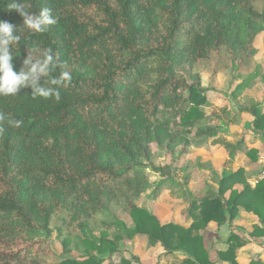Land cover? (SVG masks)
Returning <instances> with one entry per match:
<instances>
[{
  "label": "trees",
  "instance_id": "obj_1",
  "mask_svg": "<svg viewBox=\"0 0 264 264\" xmlns=\"http://www.w3.org/2000/svg\"><path fill=\"white\" fill-rule=\"evenodd\" d=\"M10 2L0 0V20L16 25L21 37L12 45L14 70L22 68L27 51L51 48L58 65L53 75L68 70L72 83L61 88L58 102L34 99L28 87L0 96V264H134L117 256L123 237H108L113 226L160 244L165 254H183L169 264H213L200 230L211 221L231 226L238 208L260 223L249 236H264V179L251 187L242 168L223 170L216 192L189 200L186 227L161 223L134 202L148 183L144 167L174 177L169 165L153 164L143 145L183 139L181 153L208 142L243 146L242 137L234 145L221 139V126L211 122L215 114L202 108L208 88L200 70L214 58L212 72L232 68L238 87L260 76L254 39L264 30V0H22L30 12L52 10L57 23L43 33L24 27L23 17L8 10ZM257 104L238 110L250 113L249 128L264 135ZM9 120L22 124L13 127ZM236 183L243 188H232ZM118 206L129 214L131 229L115 218ZM51 220L63 236L62 257L46 263L54 253L36 236L51 233ZM97 224L99 235L93 233ZM244 243L231 231L217 261L239 264L236 251Z\"/></svg>",
  "mask_w": 264,
  "mask_h": 264
},
{
  "label": "rangeland",
  "instance_id": "obj_2",
  "mask_svg": "<svg viewBox=\"0 0 264 264\" xmlns=\"http://www.w3.org/2000/svg\"><path fill=\"white\" fill-rule=\"evenodd\" d=\"M254 46L256 47L257 52L254 55L253 61L254 64L259 67V71L261 74L260 76H249L250 78L247 79L246 83L242 86H237L238 77L235 76V70L230 67L224 66L216 73H213V69L216 68L213 63L214 58L213 60L208 61L201 66V85L205 88H208V92H210L208 93L210 94V96H208L207 94L206 103L202 106V108L205 111H210V109H212L211 113L213 115L215 114V116L212 117L211 122L219 123L221 120H223L221 121L223 125H225L224 121L227 122V129L225 128L220 131V134H223L225 130L227 131L230 125H239L240 123L242 124V122H240V120L242 119H240L239 115V113H242V111H239L238 107H249L254 103H258L257 109H259L260 113H264V78L262 77L264 75V30L256 35L254 39ZM218 66L220 67V64ZM245 71V68H241V73H243L244 76H246ZM246 78H248V76H246ZM211 98H215L216 101L212 100ZM238 101L239 103H237ZM223 105H225V108H227V106L234 107L235 109H237V114L233 109L228 110L234 112L235 114H225L222 110L224 109ZM248 114L249 119L252 120L251 117L253 116L250 113ZM251 131L253 132V134L255 133L252 129L249 128V124H246L244 127L238 128V131H235L232 136L230 145H233L234 142H237L241 137L243 140L245 139L246 141H248L252 136ZM260 136V143L256 144V141L249 140L248 146L243 145L242 151L232 148L227 150L224 147L227 152L224 162H222L221 164L219 157H216L212 162L216 166L222 165L220 169H223L226 166V169L230 171L231 167H233L231 164L233 163L231 159H234L235 157L237 162L244 161L243 163L246 164L250 173H255L257 170V161L261 155H264V135ZM182 142L183 139H178V141L172 146H167L165 144V140L162 139L161 141H151L147 145H143L144 148L148 149L150 155L152 156V162L154 165H169V170L175 169L177 171L176 174H178L176 178L171 180V183L170 179L164 178L159 172H155L149 167H144V171L148 175V183L142 194L138 198H136L134 202L138 206L146 208L151 214L155 215L161 223H165L168 221L175 222L174 214H172V212H174V209H177L176 207L181 205L180 202L184 201L185 197L188 198L189 195H191V193H189V190H193V193L195 194L199 193L197 197H201L203 191L205 192V190L210 189V187L214 188L215 186H218V178L222 175V170L220 169L217 171V174L215 173L214 165L211 162L209 156L207 157L205 153L206 150L208 151V149L211 148L208 144H202L195 148L191 147L188 152L181 153L180 147ZM218 146L223 147V145ZM258 146H260V149H257ZM250 149H253L251 150L252 155L248 153ZM193 150H196L197 153H199V157L192 160L193 163H195L196 160H199L198 165L195 163L194 166L189 167L188 165L185 168L182 165L180 166V160L183 158V156H185V154L192 153ZM258 152H260V154H258ZM200 153L204 155V158L200 156ZM148 161L149 160H147V158H144L142 156L140 157V162L146 164L148 163ZM186 169H190V171L187 172ZM242 169L244 171V168ZM192 175H194V178L191 177ZM184 177H187V179H185ZM189 182H192L191 189L187 188V184ZM170 184L172 186L171 191L169 190ZM195 194H192V196H194ZM194 197H196V195ZM160 199L163 201V205L160 204ZM158 205H160V207H157ZM173 206L174 208H172ZM114 216L116 219L123 221L128 229H131L133 227V223L130 219L129 214L120 206L115 208ZM180 220L182 221V218H180ZM51 221L52 222L50 223V226L53 227L51 233L46 238L44 233L42 232L37 233L36 236L38 239H46L51 251L54 253V256L47 257L45 259L46 263H54L62 257L61 240L63 236L58 237L54 228L53 220ZM208 224L202 230H200V234L202 235L203 245L206 248L210 259H213L214 255H211L210 252H216L214 244L218 242V240H221V237L218 235V227L222 224H225V222L222 224L215 223L216 228H207ZM100 229L102 228L99 224H97L96 229L93 231V233L95 235H99ZM244 230L247 231L246 229ZM214 232L215 234H213ZM237 232L238 235H240L242 239L245 240V243L240 247H252V250H250L251 255L253 256L252 259L264 260V256H259L260 252L254 251L258 247H264V240L254 239L250 236L246 237L244 236V231L242 232L237 230ZM115 233H120L123 237L117 244V256L131 259L134 264H169L170 262L178 260L183 256L181 252L165 254L160 244L149 245L146 241L145 236H129L126 233L125 228L122 226H113L110 229L106 230V234L109 238L112 237ZM247 242L249 243L246 245ZM236 253L238 252L236 251ZM104 255L106 256V254L104 253L101 255V257H105ZM212 262L213 264H218L217 255L216 258L212 260Z\"/></svg>",
  "mask_w": 264,
  "mask_h": 264
},
{
  "label": "clouds",
  "instance_id": "obj_3",
  "mask_svg": "<svg viewBox=\"0 0 264 264\" xmlns=\"http://www.w3.org/2000/svg\"><path fill=\"white\" fill-rule=\"evenodd\" d=\"M8 10H15L23 17V26L33 33L46 32L57 23L52 10L48 7L40 9L38 13L28 11V7L22 0H12L8 4ZM17 26L5 20H0V96H16L25 87L31 89V96L52 98L55 101L61 99V88H67L72 83V74L68 70L60 71L53 75L57 65V57L51 48L39 51L32 49L27 51V56L22 61V68L14 70L12 63V45L19 44L21 37L16 34ZM46 80L47 86L41 81ZM5 120V114L0 112V123ZM10 126L19 127L20 120H9ZM4 128L0 126V133Z\"/></svg>",
  "mask_w": 264,
  "mask_h": 264
},
{
  "label": "crops",
  "instance_id": "obj_4",
  "mask_svg": "<svg viewBox=\"0 0 264 264\" xmlns=\"http://www.w3.org/2000/svg\"><path fill=\"white\" fill-rule=\"evenodd\" d=\"M243 74V73H242ZM246 74V73H245ZM244 76V75H243ZM240 82V79H238L237 78V84ZM208 93H210V92H208ZM213 94V93H212ZM208 96H210V94H208ZM215 98H217V97H215ZM215 98H211L212 100H214V101H216L215 100ZM213 103V102H212ZM237 103H239V101L237 102ZM235 104V103H234ZM236 106V105H235ZM238 107V106H237ZM223 108L224 109H222L223 111L225 110L227 113L226 114H228V113H231V114H235L234 112H236V114H237V109H235L234 107H228L227 106V108H225V105H223ZM239 108V107H238ZM228 109H233L234 110V112H231V111H229ZM211 111H212V109H210V111H206L207 113H211ZM239 115H240V119H242V120H240V122H242V124L240 123L239 125H230L229 126V128H228V130L226 131L225 130V132H223V134H220V137H221V139H223V140H225L227 143H229L230 144V142H231V140H232V136H233V134H234V132L235 131H238V128H240V127H244L246 124L248 125L249 124V122L251 121L250 119H249V114H248V112H242V113H239ZM253 117H251V119H252ZM238 120V121H239ZM221 121H223V120H221ZM221 121L219 122V123H214V124H217L218 126H221V130L220 131H222L223 129H227V126H226V123L227 122H225L224 121V123H225V125H223V123H221ZM237 121V122H238ZM252 132V131H251ZM252 136L250 137V139L249 140H253V141H256V144H258V143H260L261 142V136H260V134H258V133H254L253 134V132H252V134H251ZM248 140V141H249ZM248 141H246L245 139L243 140V145H246V146H248ZM236 143V141L234 142V144ZM233 144V145H234ZM208 145L211 147H209L210 149H208V151L206 150L205 151V153H206V155H207V157L209 156V158L211 159V162L216 158V157H219V159H220V163L222 164V162H224V160H225V158H226V149L224 148V146L222 147V146H218V145H221V144H212V143H210V142H208ZM214 145V146H213ZM242 149H243V146L240 148V149H235V150H239V151H242ZM257 149H260V146H258L257 147ZM228 150V149H227ZM194 152V153H193ZM193 152L192 153H189V154H185V156H183V158L180 160V166L182 165L184 168L185 167H187L188 165H189V167H192V166H194L195 165V163L198 165V161L199 160H196L195 161V163H193L192 162V160H194V159H196L197 157H199V153H197V151L196 150H193ZM258 154H260V152H258ZM200 156L202 157V158H204V155L202 154V153H200ZM231 161L233 162V163H231L232 164V166L233 167H231V170L230 171H228V169H226V166L223 168V169H220L221 168V166L222 165H218V166H216V165H214V163H213V165H214V168H215V172H216V174H217V171L220 169V170H222L221 171V173L223 172V170L224 171H226V172H234V171H236L237 169H239V168H244V174H245V178H246V181L249 183V185L251 186V187H254L255 186V184L256 183H254V181H255V179H256V177H257V174H258V169H259V165H258V163H257V170H256V172L255 173H250L249 172V169H248V167L246 166V164L245 163H243L244 161H242V162H237V160L235 159V157H234V159H231ZM230 162V161H229ZM228 162V163H229ZM258 162V161H257ZM230 165V164H229ZM228 166V165H227ZM188 167V168H189ZM191 169V168H190ZM190 169H186V171L187 172H189L190 171ZM177 173V171L174 169V177L172 178V179H170V181L171 180H173L174 178H176L177 177V175L178 174H176ZM220 173V174H221ZM247 175V176H246ZM192 178H194V175H192L191 176ZM218 177V176H217ZM250 177V178H249ZM185 179H187V177H184ZM171 183H172V181H171ZM191 183L192 182H189L188 184H187V188H189V189H191ZM171 184H170V186H169V190L171 191ZM232 188H234V189H237V190H241L242 188H243V185L241 184V183H236V184H234L233 185V187ZM217 189H218V186H215L214 188H211L210 187V189H208V190H211V191H214V192H216L217 191ZM172 191H176V190H172ZM192 191V192H191ZM206 191L207 190H205V192L203 191V194H202V196L206 193ZM229 189L225 192V194H224V196L225 197H227L228 196V194H229ZM194 191L193 190H189V193H191V195H189V197L187 198V197H185V200L184 201H182V202H180V206H178V207H176L177 209H174V212H172V214H174V220H175V223H178V224H180V225H182V226H188L189 224H190V222H191V217L188 215V212H187V204H188V202H189V200L190 199H193V198H200V197H197V195L199 194H195V193H193ZM196 192V191H195ZM202 192V191H201ZM192 194H195L196 195V197H194V196H192ZM165 195V194H164ZM201 196V197H202ZM161 199H162V197H161ZM160 199V200H161ZM160 203V202H159ZM160 204H162L163 205V201L161 200V203ZM157 207H160V205H158ZM172 208H174V206L172 207ZM172 211V210H171ZM158 212H160V211H158ZM180 218H182V221L180 220ZM160 220H161V217H160ZM173 222V221H172ZM216 222H214V221H211V222H209V224H208V226H207V228H216V224H215ZM254 225H259L260 226V223H259V221H258V218H257V216L256 215H254L252 212H250V211H246V210H244V209H242V208H238V212H237V215L235 216V218L232 220V222H231V226H229V224H228V222L226 221L225 222V224H222V225H220L219 227H218V235L221 237V240H218V242H216L215 244H214V248H215V250H216V252L218 251V250H222V249H225L226 247H227V244H226V239H227V236L229 235V233L231 232V231H234V232H237V230H239V231H244L245 232V234H244V236H246V237H248L249 236V234H248V232H250L251 230H252V227L254 226ZM240 228V229H239ZM237 229V230H236ZM244 229H246L247 231H245ZM238 233V232H237ZM213 234H215V232L213 233ZM254 239H260V240H264V236H260V237H254ZM215 240V239H214ZM249 242H247L246 243V245L248 244ZM259 249V250H258ZM250 250H252V247H239V249L237 250V252L238 253H236V259H237V261H238V263L239 264H249L252 260H257V259H252L253 258V256L251 255V251ZM255 252H260V257H263L264 256V247H258L257 249H255L254 250ZM216 252L215 251H211L210 252V254L212 255H214V257H213V259L211 258V260H214V258H216ZM259 260H261L262 262H264V260L263 259H259ZM218 264H228L227 262H218Z\"/></svg>",
  "mask_w": 264,
  "mask_h": 264
},
{
  "label": "built area",
  "instance_id": "obj_5",
  "mask_svg": "<svg viewBox=\"0 0 264 264\" xmlns=\"http://www.w3.org/2000/svg\"><path fill=\"white\" fill-rule=\"evenodd\" d=\"M258 165H259L258 174H257V177H256L254 183H256L258 180L264 179V155H261L259 157Z\"/></svg>",
  "mask_w": 264,
  "mask_h": 264
}]
</instances>
